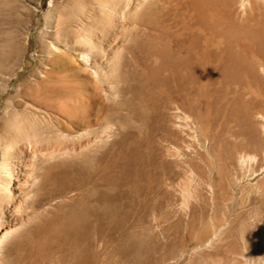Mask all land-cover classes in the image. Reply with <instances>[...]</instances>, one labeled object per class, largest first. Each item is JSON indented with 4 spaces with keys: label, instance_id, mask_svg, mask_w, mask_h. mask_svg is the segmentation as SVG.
I'll return each instance as SVG.
<instances>
[{
    "label": "bare ground",
    "instance_id": "1",
    "mask_svg": "<svg viewBox=\"0 0 264 264\" xmlns=\"http://www.w3.org/2000/svg\"><path fill=\"white\" fill-rule=\"evenodd\" d=\"M91 5L99 12L91 18L96 26L73 28L62 24L58 7L50 4L46 21L56 41L45 45L46 64L42 63L43 70L37 72L38 78L45 80L44 92L30 99L17 97V104L9 98L2 105L0 224L4 225L0 228V247L14 232L23 209L35 219L53 206L64 209L71 202L76 212L64 221L76 218V223L96 227L120 217L121 152L115 153L114 148L120 147L121 141L113 137L121 131L122 81L145 77L171 86L170 129L177 138L195 130L192 117L178 103L190 79L201 83L208 78L236 81L244 74L256 81L264 78V0H92ZM85 8L79 10L84 13ZM115 18L120 21L121 32L130 33L135 41L134 48L127 51V62L123 50L109 57L88 40V31L117 28ZM149 45L150 56L146 54ZM20 46L15 40H0V48L11 49L10 55ZM138 54L143 57L140 74V67L134 63ZM5 86L0 83V89L6 90ZM2 97L7 98V91ZM256 118L260 124L254 134L264 143V115ZM199 127L197 124V130ZM183 148L184 142L168 153L179 157ZM254 161V157H241L237 163L242 170ZM254 189L261 200L260 206L252 209L258 229H252L242 250L251 254L253 264H264V184ZM192 198L189 186H185L181 220L175 221L167 206L164 217H153L163 242L144 250L134 264H191L212 256L214 249L228 247L232 217L197 242L191 240L190 223L183 217ZM109 246L104 238L96 239L102 254ZM115 250L121 253L120 242Z\"/></svg>",
    "mask_w": 264,
    "mask_h": 264
},
{
    "label": "rangeland",
    "instance_id": "2",
    "mask_svg": "<svg viewBox=\"0 0 264 264\" xmlns=\"http://www.w3.org/2000/svg\"><path fill=\"white\" fill-rule=\"evenodd\" d=\"M83 2L0 0V40L21 44L13 55L11 49L0 48V83L7 88L0 89V116L7 99L17 104V97L30 99L44 92L45 80H40L37 72L43 70L42 63L46 64L45 45L56 41L46 21L52 10L50 4L58 7L63 25L76 28L94 25L91 18L99 15L90 8L92 0ZM86 4L90 6L85 8ZM80 7L85 8L84 13ZM56 17L57 14L54 20ZM114 23L118 27L113 30L106 27L88 31V40L109 57L123 50L127 62V51L134 48L135 41L130 33L121 32L117 18ZM57 43L62 48L61 41ZM150 50L149 45V56ZM134 63L140 67V74L141 54L136 55ZM119 86L121 131L113 140L121 141V146L114 148L115 153L121 152V222L118 217L103 227L85 226L80 221L76 223V218L66 223L63 218L76 212L71 202L64 209L53 206L35 219L28 209H23L14 232L0 247V264H134L144 250L163 242L153 217H164L167 206L175 221L181 220L185 186L193 195L183 217L190 223L192 241L197 242L232 217L228 247L214 249L212 256L195 259L191 264H253L254 258L243 252L242 244L250 238L252 229H258L252 209L254 205L258 208L261 200L254 187L264 184V143L254 134L260 124L256 116L264 115V78L256 81L244 74L236 81L208 78L201 83L194 77L190 79L178 103L192 117L195 130L177 138L170 129V85L144 77L130 78ZM4 91L7 98H1ZM183 142L182 156L171 157L168 151L173 152ZM241 157H254L255 161L241 170L237 163ZM48 220H54L53 225H47ZM98 237L111 243L103 254L96 248ZM119 242L121 253L115 250Z\"/></svg>",
    "mask_w": 264,
    "mask_h": 264
}]
</instances>
